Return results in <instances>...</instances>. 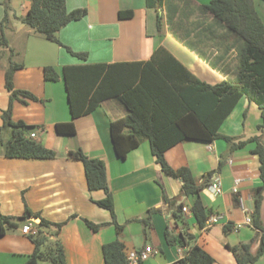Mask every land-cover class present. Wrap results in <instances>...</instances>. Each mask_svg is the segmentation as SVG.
Instances as JSON below:
<instances>
[{
    "label": "crops",
    "instance_id": "1",
    "mask_svg": "<svg viewBox=\"0 0 264 264\" xmlns=\"http://www.w3.org/2000/svg\"><path fill=\"white\" fill-rule=\"evenodd\" d=\"M209 1L178 0L177 4L168 1L169 5H176L178 11L168 22L167 3L158 10L167 21L159 32L157 11L147 8L145 0H65L67 10L85 8L87 12L82 19L62 27L57 38L75 52H86L87 59L83 61L21 21L30 0H0V26L6 12L7 19L3 24L9 26L2 29L5 42L0 44V138L1 133L10 135L8 128H2L1 116L9 104L5 72L10 65L19 64L22 66L12 75L14 89L29 91L38 100L25 104L13 100L11 120L41 127L43 136L38 138L35 132H30L29 136L34 133V139L51 148L56 155L46 160L7 158L0 149V213L22 215L27 206L38 213L39 218L51 223L75 215L58 230L54 225L42 229L49 240H59L63 244L66 264H103L101 246L115 238L125 244L127 251L141 250L145 246L152 248L147 259L139 264H175L186 254L187 247L169 245L165 240L166 231L171 235L194 234L196 243L214 257L213 264H236L227 245L253 239L252 250H256L259 235H264V191L260 205L263 230L258 232L245 223L254 205L253 188L262 183L257 157L250 152L252 144L230 151L222 139L210 143L187 140L165 151L167 163L172 168L189 167L197 184L207 181L208 177L198 196L212 211L209 218H219L199 229L189 210L194 197L183 195L181 181L160 170L147 140L132 149L124 160L116 158L109 123L126 115L127 111L120 103L113 99L103 101L91 113L74 120V135L60 139L63 136L55 133L54 125L70 120L66 91L61 79L46 81L43 78L44 66L50 65L60 71L67 64L146 60L157 46L163 45L199 79L214 84L229 80L226 77L231 75L233 81L237 65L234 69L232 59L237 57V51L231 44L230 33L217 25L211 13L199 10ZM128 8L134 11L133 16L118 18V11ZM219 132L242 140L260 135L264 143L261 110L242 96L222 122ZM78 149L105 163L115 220L123 227L119 233L114 228V232L103 236L101 229L92 232L83 220L110 222L111 217L107 210L90 200L103 198L104 192H89L82 163L67 155L70 150ZM236 179L240 182L237 192H233ZM215 180L220 182V193L210 187ZM234 195L239 198L237 204ZM181 202L188 211H183L181 219L176 222L172 211ZM150 209L155 211L144 225L139 219L145 218ZM228 222L234 229L225 234L222 227ZM25 224L29 223L20 224L0 236V264H23L33 252L34 243L28 237L30 233L22 231ZM250 264H264V253Z\"/></svg>",
    "mask_w": 264,
    "mask_h": 264
},
{
    "label": "trees",
    "instance_id": "2",
    "mask_svg": "<svg viewBox=\"0 0 264 264\" xmlns=\"http://www.w3.org/2000/svg\"><path fill=\"white\" fill-rule=\"evenodd\" d=\"M168 1L172 0H145L147 8L157 11L156 26L159 32L164 29L167 21L173 20L178 11L176 5H169ZM165 3L169 10L167 21L162 13H158ZM199 10L202 13H211L217 25L226 29L232 36L231 44L237 51L235 81L207 83L199 79L163 45L157 46L146 60L67 64L63 65L60 71L50 65L44 66V80H62L70 112V120L55 123L54 130L58 135L72 136L76 133L74 125L76 118L91 113L105 100H118L127 113L125 116L110 120L109 123L110 140L116 158L124 160L132 149L147 140L150 152L160 170L165 175L181 181L183 195L194 197L189 210L199 229L206 227L207 220L212 215V211L198 196L200 190L206 186L208 177L207 181L197 184L189 167L172 168L167 163L164 158L165 151L187 140L210 143L222 139L228 144L230 151L252 144L250 152L257 157L262 183L252 191L254 205L250 213V225L259 232L263 230L260 205L264 191V143L260 135L242 140L221 134L219 128L242 96H246L258 106L264 119V23L254 0H210L209 3L200 6ZM86 12L85 8L67 10L65 0H30L29 8L21 21L45 39L65 47L71 55L86 61V52H75L57 38V32L62 27L82 19ZM133 13L130 8L121 9L118 11V18H131ZM6 19L7 12L3 22ZM3 22L0 26V44L5 42L2 34ZM21 66L12 64L5 72L9 104L1 116L2 128L9 129L10 138L6 143L4 155L7 158L53 159L56 155L51 148L26 133L27 129L36 126L28 125L22 120H11L13 100H18L22 104L28 100H38L29 91L14 89L12 75ZM67 155L82 163L88 191L104 192L103 198L90 200L107 210L111 217L110 222L94 223L83 219L84 222L92 232H97L110 223L116 233H119L123 227L115 220L114 201L107 183L104 161L88 157L80 149L70 150ZM167 200L165 197V201ZM233 200L235 204L239 203L237 195H234ZM184 206L182 202L176 205L172 211L174 221L181 219ZM154 211L150 209L146 217L139 221L145 225L149 221V215ZM26 215L39 216L27 206L22 215L0 213V236L25 222L32 226L35 224L38 226L36 231L28 234L34 243V250L23 264H66L63 244L59 240H49L42 229L54 225L58 230L75 215L57 223H51L44 218H40L39 223L28 222L25 221ZM222 228L225 234L234 229L230 222L224 224ZM165 240L169 245L187 247L186 254L175 264L214 263V257L196 243L192 233L171 235L166 231ZM252 242L253 239L234 246L227 245L236 264L253 263L264 253L263 234L259 235L255 251L252 250ZM128 252L125 244L118 238L105 242L101 246L103 264H128Z\"/></svg>",
    "mask_w": 264,
    "mask_h": 264
},
{
    "label": "rangeland",
    "instance_id": "3",
    "mask_svg": "<svg viewBox=\"0 0 264 264\" xmlns=\"http://www.w3.org/2000/svg\"><path fill=\"white\" fill-rule=\"evenodd\" d=\"M174 1V3L175 4H177L178 3V0H173ZM255 1V7H256V9H257V11L258 12H260V14H261V16L264 18V1H262V0H254ZM136 4H138V3H136ZM158 13H160L159 11H158ZM165 19V18H164ZM6 26L7 25H5V24H3V30L6 28ZM7 28H9V26H7ZM2 30V31H3ZM1 33V32H0ZM3 34V33H2ZM49 41V40H48ZM51 42V41H50ZM54 43V42H53ZM55 45H56V43H54ZM58 45V44H57ZM3 46V45H2ZM64 49H65V47H64ZM66 50V49H65ZM67 51V50H66ZM68 52V51H67ZM69 53V52H68ZM237 61V58H233L232 59V65H233V67L234 66H236L237 64H233L234 63V61ZM234 69H235V67H234ZM233 69V70H234ZM222 74H225V72H223ZM227 79H229V80H231V79H233V77L230 75V76H227L226 77ZM233 81H235V78H234V80ZM115 102H117V103H119V101L118 100H116V99H113ZM28 101H32V100H28ZM121 105V104H120ZM106 107V109L108 110V112H110V113H112V110L111 111H109V107H107V106H105ZM121 107L123 108V106L121 105ZM119 109V108H118ZM10 132V131H9ZM30 132H35V133H37V135H38V138H39V136L41 137V135H42V131H41V127H39V126H36V127H34V128H30V129H27V131H26V133L29 135L30 134ZM7 133L8 132H6V134L5 133H1V135H2V139H3V142L0 144V149H3V150H5V147H6V143H7V141L9 140V138H10V135H9V137H8V135H7ZM10 134V133H9ZM43 136V135H42ZM68 138L69 136H63V137H61L60 139H65V138ZM102 220V219H101ZM92 222H94V223H100L99 221H94V220H91ZM101 222H108V221H101ZM33 227L35 228V231H36V229L38 228V226L37 225H33ZM35 231H32L31 233H33V232H35ZM49 233H51V230H47ZM91 231V230H90ZM101 231H102V234H103V236H106V235H108V232L110 233V231L112 232H114V226L112 225V224H110V223H107L106 225H104L102 228H101ZM107 232V233H106ZM51 241H53V240H51ZM148 243H150V240H148ZM43 248H44V246H42L41 247V249L43 250Z\"/></svg>",
    "mask_w": 264,
    "mask_h": 264
},
{
    "label": "built area",
    "instance_id": "4",
    "mask_svg": "<svg viewBox=\"0 0 264 264\" xmlns=\"http://www.w3.org/2000/svg\"><path fill=\"white\" fill-rule=\"evenodd\" d=\"M32 138H34L35 134L34 133H31L30 135ZM240 182V179H236L235 180V184L232 188L233 192H237L238 190V183ZM211 189L216 192V193H220L222 191V188H221V185H220V182L215 180L211 183L210 185ZM182 211L186 212L188 211L187 207H183L182 208ZM219 217H212V218H209L207 220V223H209L210 221H217ZM245 223L246 224H250L251 223V218L250 216H247L246 219H245ZM239 227V225L237 226ZM22 231L24 233H31V226L30 224H25L23 225L22 227ZM150 252H152V248L150 246H145L143 249L141 250H132V251H129L128 254H127V261H128V264H139L141 261L147 259L148 255L150 254Z\"/></svg>",
    "mask_w": 264,
    "mask_h": 264
},
{
    "label": "water",
    "instance_id": "5",
    "mask_svg": "<svg viewBox=\"0 0 264 264\" xmlns=\"http://www.w3.org/2000/svg\"><path fill=\"white\" fill-rule=\"evenodd\" d=\"M25 220L33 222V223H39L40 222V218L38 216H34V215H26Z\"/></svg>",
    "mask_w": 264,
    "mask_h": 264
}]
</instances>
